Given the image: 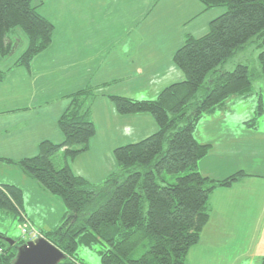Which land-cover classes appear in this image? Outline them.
I'll return each mask as SVG.
<instances>
[{"label": "trees", "instance_id": "trees-1", "mask_svg": "<svg viewBox=\"0 0 264 264\" xmlns=\"http://www.w3.org/2000/svg\"><path fill=\"white\" fill-rule=\"evenodd\" d=\"M198 1L226 10L210 21L205 34L187 36L174 52L172 60L182 78L162 88L155 99L110 96L119 114L149 113L158 125L152 134L113 150L118 177L93 185L66 161L86 151L95 133L88 110L82 108L85 89L68 95L69 103L58 118L62 142L43 140L34 156L0 159L19 166L64 203L60 224L42 234L66 255L58 264H85L77 249L93 244L100 245L101 264H187L186 255L210 216V193L249 176L243 170L221 179L203 175L197 163L211 144L199 142L194 127L202 114L222 107L230 96L249 92L253 74L247 65L237 64L232 71L215 67L253 35H264V0ZM53 27L30 0H0V59L12 55L15 45L24 41L13 64L29 66L51 43ZM259 61L264 71V49ZM6 71L0 68V80ZM59 152L64 162L57 165L54 157ZM163 174L175 180L162 184ZM21 206V189L0 183V211L22 221ZM24 242L20 238L11 246L4 242L0 264H11L16 245Z\"/></svg>", "mask_w": 264, "mask_h": 264}, {"label": "rangeland", "instance_id": "rangeland-1", "mask_svg": "<svg viewBox=\"0 0 264 264\" xmlns=\"http://www.w3.org/2000/svg\"><path fill=\"white\" fill-rule=\"evenodd\" d=\"M106 1L109 3L105 4ZM30 2L33 6L37 5L39 12L53 23L55 29L53 36L57 40H61L67 34L65 29L75 22L91 24L95 29L94 21H102L110 25L130 24L142 32L147 30L148 38L160 41L158 52L162 57L158 60L168 71L173 69L169 64L174 63L167 57L169 45L174 46L178 41L175 52L184 43L186 36L189 35L187 33L199 36L207 32L208 26L205 30H201V27L205 25L207 19L208 22L212 20L211 16H217L213 15V12L222 14L226 10L225 6L206 8L201 2L192 6L191 0H138L136 3L130 0H117L116 3L111 0H30ZM135 6H138V13L133 16ZM109 8L111 9L108 10ZM199 8L206 9L200 11ZM192 15L194 16L191 17ZM96 32L98 39L99 30ZM263 36L253 35L234 54L215 67L217 70L232 71L237 64L247 65L253 74L249 92L230 96L222 107L212 113L202 114L194 127V135L199 142H210L213 145L209 153L197 163V169L203 175L208 174L209 177L220 179L219 176L224 178L243 170L249 175L246 177L252 179L246 189L239 190L240 196L247 202L246 210L250 216L247 219L250 221L243 223L246 235L241 243L243 250L249 252L250 256L241 260L240 264H260L264 257V71L259 61V53L264 49ZM84 45V35H80L76 37L70 49L67 47L60 49L56 46L54 52L49 46L36 54L38 55L36 60L33 57L30 66L36 71L40 68L43 75L39 78L44 82L43 96L47 97V100H54V103L67 99L64 95L67 89L65 86L70 87L78 82L80 88L88 90L83 97L82 108L88 110L95 133L89 139L86 151L73 160L66 161L71 164L75 174H83L91 184L101 186L107 179L119 176L120 166L115 160L113 150L152 134L158 129V125L149 113L142 115H146L150 120H135L137 115L126 121L116 114L118 112L110 96H126L124 93L129 94L128 86L136 84L137 78L119 77L118 73L125 72V67L115 69L113 66L116 63L112 61L91 58L92 52L82 51ZM24 46V41L15 45L12 53L15 52L5 60H0V68H5L16 60ZM91 49L94 52L93 45ZM51 65H54V68ZM179 73L182 75L180 71ZM168 84L170 83L167 79L142 77L139 79L140 89L133 92L130 98L155 99L158 93L152 91L160 90ZM198 93L200 95L202 91L199 90ZM57 125L58 122L54 130L57 128L62 134ZM54 162L57 165L64 162L62 152L55 155ZM6 169L9 173L0 172V176H4L2 178L8 174L10 178L17 180H21L20 175L23 177V172L17 165ZM18 171L20 174L15 173ZM31 179L34 184L26 181L27 185L25 184L23 191L21 186L15 185L21 189L22 202L25 201L24 206L34 220L30 221L21 212L23 218L20 221L11 212L1 210L2 248L5 246L3 237L29 241L26 240L28 236L22 238L20 230L26 222L36 229L39 237L46 231L56 228L65 214L66 207L61 198L47 192L35 179ZM163 179L165 181H160L162 184L167 181L173 182L175 176L163 174ZM99 249V244L79 246L76 253L85 264H101Z\"/></svg>", "mask_w": 264, "mask_h": 264}, {"label": "crops", "instance_id": "crops-1", "mask_svg": "<svg viewBox=\"0 0 264 264\" xmlns=\"http://www.w3.org/2000/svg\"><path fill=\"white\" fill-rule=\"evenodd\" d=\"M116 1L111 0L113 3H116ZM130 1H135L136 3L138 0ZM199 2L198 0H191V5L193 6L194 3ZM108 3L109 1H106L105 4ZM206 8H199V10L202 11ZM137 13L138 6H135L133 16ZM218 14L213 12V15L219 16L220 14ZM217 16L211 17L215 18ZM208 20L201 27V30H205L207 26L209 27L210 21L208 22ZM94 22L96 23L94 24L96 29L88 23H71L65 29L67 34L61 40L54 38L55 29H53L51 43L46 48L51 46L54 52L56 46L60 49H64V47L70 49L74 45L76 37L84 35L85 45L82 50L83 52H92L91 58L93 59L99 58L102 60L104 58L106 61L109 60L116 63L113 66L115 69L125 67L126 71L118 73L119 77L126 79L137 78L136 84L133 83L131 86H128L129 94L124 93L127 97H131L133 92L140 89L139 79L142 77L163 78L167 79L169 83L182 78V75L178 71L179 69L174 67V63V65L169 64V67L173 68L172 71L166 70V67L160 64L158 60L162 57L158 52L160 41L156 38H148L147 30L142 32L141 29L134 28L130 24L120 25L112 23L110 25L102 21ZM98 30L99 41L96 32ZM190 33L187 34L197 37L194 33ZM92 39L93 41H91ZM176 43L174 46L170 44L168 47L169 54H167V57L171 63L173 62L171 55L177 46ZM92 45L94 52L91 49ZM34 58L36 60L38 55H35ZM14 62L15 60L9 66L1 68L7 71L0 80V159L17 161L37 154L38 145L43 140H50L55 143L63 141V134L57 128L54 130L55 124H57L58 117L69 103L68 95L82 88L78 86L80 85L78 82L70 87L69 85L65 86V89H67L64 95L67 96V99L54 103V100H47V97L43 96L44 82L39 78L43 75L40 72V68L36 71L30 65L27 67L16 66L13 64ZM33 64H35V61ZM33 64L32 66H34ZM51 66L54 68V65ZM160 90L154 89L152 93H159ZM116 114L121 116L123 121L135 118L137 115L138 117L135 120H150L146 115H142L146 113L131 115ZM201 143L211 144L210 142ZM212 146L211 144V148ZM12 165H8L0 160V172L4 173L7 171L6 168ZM69 165L72 168L71 164ZM15 173L20 174L19 171ZM78 175L84 176L83 174ZM206 175L208 176V174ZM22 176H19L21 180L10 178L9 174L5 178H2L4 176H0V183H14V185L21 186L23 191V187L27 183L34 184V182L24 173H22ZM219 178L221 179V176ZM251 180L244 177L230 186L215 188L210 193L208 197L210 207L209 220L201 231L199 241L189 249L186 255L187 264H240L241 260L250 256L249 252L243 250L241 246L242 240L246 235V228L243 223L249 222L250 220L247 219L250 216H248V211L246 210L247 202L244 201L243 196H240L239 190L241 188L246 189V186L252 182ZM36 189L39 190L38 188ZM248 200L250 201V199ZM24 203L25 201L23 200L21 206L22 213L30 221L34 220L32 214L27 212L28 210H26Z\"/></svg>", "mask_w": 264, "mask_h": 264}, {"label": "water", "instance_id": "water-1", "mask_svg": "<svg viewBox=\"0 0 264 264\" xmlns=\"http://www.w3.org/2000/svg\"><path fill=\"white\" fill-rule=\"evenodd\" d=\"M9 246L14 239L3 237ZM66 255L45 237L39 236L34 240L16 245V253L11 264H58Z\"/></svg>", "mask_w": 264, "mask_h": 264}, {"label": "built area", "instance_id": "built-area-1", "mask_svg": "<svg viewBox=\"0 0 264 264\" xmlns=\"http://www.w3.org/2000/svg\"><path fill=\"white\" fill-rule=\"evenodd\" d=\"M20 230L22 232V238H24L25 236H28L26 240H34L38 237V232L28 222L23 224V226L20 227Z\"/></svg>", "mask_w": 264, "mask_h": 264}]
</instances>
